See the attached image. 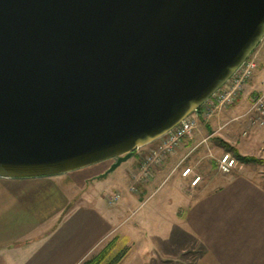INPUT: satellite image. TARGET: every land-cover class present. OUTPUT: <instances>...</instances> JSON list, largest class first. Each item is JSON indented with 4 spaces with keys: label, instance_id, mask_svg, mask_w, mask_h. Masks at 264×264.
I'll list each match as a JSON object with an SVG mask.
<instances>
[{
    "label": "water",
    "instance_id": "95a60500",
    "mask_svg": "<svg viewBox=\"0 0 264 264\" xmlns=\"http://www.w3.org/2000/svg\"><path fill=\"white\" fill-rule=\"evenodd\" d=\"M263 37L264 0H0V176H106Z\"/></svg>",
    "mask_w": 264,
    "mask_h": 264
},
{
    "label": "crops",
    "instance_id": "0c3cea01",
    "mask_svg": "<svg viewBox=\"0 0 264 264\" xmlns=\"http://www.w3.org/2000/svg\"><path fill=\"white\" fill-rule=\"evenodd\" d=\"M259 48V65L244 93L233 106L213 115L218 129L245 109L249 93L264 87V45ZM204 121L198 115L199 130ZM250 129L244 139L229 142L242 155L264 159V125ZM194 135L183 140L186 149L196 144ZM135 156L104 177L99 175L111 159L55 175L0 176V264H80L115 237L129 215L134 216V228L148 227V244L143 232L132 228L131 245L117 264H264V171L245 167L216 186H204L193 201L177 183L174 193H160L166 185L162 181L146 201L149 186L140 185L137 193L128 188ZM179 161L173 154L162 166L174 168ZM170 176L155 170L153 182ZM113 192L120 200L109 204L107 195ZM144 206L155 216L147 217L141 211ZM182 249L190 250L191 256Z\"/></svg>",
    "mask_w": 264,
    "mask_h": 264
},
{
    "label": "rangeland",
    "instance_id": "374dc122",
    "mask_svg": "<svg viewBox=\"0 0 264 264\" xmlns=\"http://www.w3.org/2000/svg\"><path fill=\"white\" fill-rule=\"evenodd\" d=\"M260 45H261V47H262V45H264V39L257 46V50L260 47ZM255 51H256V49L254 50L253 55H256ZM257 59H258V57H257ZM258 65H259V60H258ZM263 88H261L260 90L256 91L253 94L247 93L248 99H246V102H245V104H246L245 109L241 110L240 112H237L234 116L232 115V117H231L232 122H229L226 126H224V127L221 126V128L218 129L217 125L215 126L212 122L213 116L206 117L205 120L207 122L204 121L201 124L200 130L196 126V128L193 129L185 137V138H187L188 136L192 135V133H195V135H197V137L194 135V138H193V140L196 141V144L194 145V147L186 149L187 146L184 145L183 141H182L181 146L179 145L180 147L178 146L176 148V150L171 154V155L175 154L176 157L178 158V160H180L174 166V168H170L169 165H167V164L164 166H162V165L157 166L153 169V172L150 176V179H148L146 181H137L136 183H133V181H132V183H130L129 187L134 184L136 186L137 192H138V189H139L138 187H140V185L143 187L149 186V195L147 198L144 199L147 201L149 198L152 199L151 197L154 196V194L152 195V192H155V189L158 188V185L163 184L166 181L165 182L166 185L164 186V188H162L160 193H166V195H169V194L174 193V189H175L174 185H176V183H177L181 187V191L188 195V198L190 201H193L201 195L200 189L204 188V186H206V185H211V186L215 185L216 186L217 184L220 183V181H222L227 176H230L232 174L243 173L245 171V167L254 168L257 173L259 171H264V159L259 157V155L258 156L243 155V156H252L256 159H261L263 162H258V160H256L254 162L242 163L239 161L240 165H238L235 169H233L229 173H222L217 168L219 157L222 155L223 152H227V150L224 148L222 142L227 143L228 145L232 146L231 143L229 142L230 138H235L236 140L240 141L242 138L244 139L245 137L248 136L249 132L251 131L250 128L261 127V126L252 125V124L249 125L247 123V120L245 119L246 116L244 115V113L246 112L247 108L250 106L253 96L256 93H258L259 91H261ZM243 93H244V90H243L242 94ZM233 105H231V106H233ZM243 118L245 119L247 125H246V123H243V121H242ZM156 143H157V141L155 140V141H153V143L151 142V144H149V145L147 144L148 146L142 147L139 151H137L136 156L134 154L132 155L133 157L134 156L136 157L135 158V167H134L135 172L133 171V173H136L138 171L139 163L141 161L143 154L146 153L149 148L154 147L156 145ZM184 147H185V149H184ZM233 147L235 148V150L240 155H242L238 151V149H237L238 147L236 145ZM230 153L233 155L232 152H230ZM187 167L191 168V173L188 176L184 177V176H182V171ZM155 170H161V171H163V174H165L166 176H170V175L171 176H170V178L162 177L161 181L160 182L158 181V183L153 182ZM166 171H167V174H166ZM196 175L200 176V180L195 185H192L191 184L192 178ZM162 181H163V183H161ZM129 191H131V190L129 189ZM131 192H133V191H131ZM170 192H172V193H170ZM143 195H144V193L140 194V196H143ZM172 196H174V194ZM140 200H142V197ZM146 206H147V204H146ZM146 206H144L141 209V211H145V213H147L148 211H147ZM179 213H180V211H179ZM148 215L151 217L155 216V214L147 213L146 216L148 217ZM133 221H134V216L129 215V217L127 219H125L124 224L121 227V229L119 231H117V234L115 235V237L112 236V238H110L105 244H103L102 247H104L105 245H107L109 243L108 248L109 247L110 248L108 249V258H112L117 254L119 255L120 253H123L128 247H130V245H131V234H132L130 230L132 228L133 229L138 228V230L142 231L143 232L142 238H144V244H148V242H147L148 227L146 226L147 228L145 227L144 230L140 229L139 226H136V228H134V226H132V224H131V223H133ZM151 228L154 229V228H156V226H151ZM187 249H190V248H187ZM187 249L186 250L182 249L181 252H183V253L185 252L186 256H191L192 252H190V250H187ZM183 259L184 258L182 255L180 260L183 261Z\"/></svg>",
    "mask_w": 264,
    "mask_h": 264
},
{
    "label": "built area",
    "instance_id": "2783aa9c",
    "mask_svg": "<svg viewBox=\"0 0 264 264\" xmlns=\"http://www.w3.org/2000/svg\"><path fill=\"white\" fill-rule=\"evenodd\" d=\"M253 54L254 51L241 63L227 81L198 109L194 110L176 126L156 139V145L149 148L147 152L143 154L138 171L136 173H131L133 183L150 179L153 169L163 165L167 158L181 144L183 139L196 128L198 115L201 114L204 118L213 116L216 112L233 105L237 101L244 90L245 84L251 79L258 67L257 56ZM244 115L249 125H264V88L253 96L251 104ZM142 147L137 148L136 152ZM238 165H240L238 159L227 151L223 152L219 157L217 168L222 173H229ZM190 173L191 168L187 167L182 171V176H188ZM199 180L200 176L196 175L192 178L191 184L195 185ZM129 189L133 192H137V188L134 184L131 185ZM107 199L109 204H115L120 200V194L118 192L110 193L107 195Z\"/></svg>",
    "mask_w": 264,
    "mask_h": 264
},
{
    "label": "trees",
    "instance_id": "16d2710c",
    "mask_svg": "<svg viewBox=\"0 0 264 264\" xmlns=\"http://www.w3.org/2000/svg\"><path fill=\"white\" fill-rule=\"evenodd\" d=\"M223 143L224 148L229 151L232 152L233 155L238 159V161L242 162V163H249V162H254L256 160H258V162H263L261 159H256L252 156H243L240 155L233 146L228 145L227 143ZM102 177V176H99ZM112 241V240H111ZM108 245H105L102 249H100L96 254L90 256L89 258L85 259L83 262H81L80 264H117L122 256V254L124 253H120L119 255H115L112 258H108Z\"/></svg>",
    "mask_w": 264,
    "mask_h": 264
}]
</instances>
